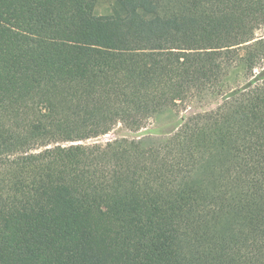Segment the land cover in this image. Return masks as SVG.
<instances>
[{"label": "trees", "instance_id": "1", "mask_svg": "<svg viewBox=\"0 0 264 264\" xmlns=\"http://www.w3.org/2000/svg\"><path fill=\"white\" fill-rule=\"evenodd\" d=\"M95 6L0 0V264H264V0Z\"/></svg>", "mask_w": 264, "mask_h": 264}, {"label": "rangeland", "instance_id": "2", "mask_svg": "<svg viewBox=\"0 0 264 264\" xmlns=\"http://www.w3.org/2000/svg\"><path fill=\"white\" fill-rule=\"evenodd\" d=\"M95 2H96L95 11H96L97 14H109L112 11V9H113L114 0H95ZM263 34H264V27H262L261 29L256 31V35H260L261 36ZM211 102H213V101H211ZM208 103H210V102H208ZM205 104H207V103H205ZM205 104H203V105H205ZM203 105H201V106H203ZM190 107H199V106H188L187 109L190 108ZM179 115L180 116L184 115V111L183 110L180 111ZM177 117H178L177 114H174V115H171V116L168 113L159 114L157 117L151 119L149 121L148 125L146 127H143L142 129L149 128V127H155V126L161 125V124H163L164 122H167V121H173ZM127 132H129V130L123 128V126H121V125H117L114 129H112L110 132H108L105 135H102V136H99V137H96V138L86 139V140L79 141V142L80 143L81 142H83V143H91V142L97 141V142L104 143L105 141L111 140V139L116 138V137H129V138H132V137H130L128 135L127 136L125 135Z\"/></svg>", "mask_w": 264, "mask_h": 264}, {"label": "water", "instance_id": "3", "mask_svg": "<svg viewBox=\"0 0 264 264\" xmlns=\"http://www.w3.org/2000/svg\"><path fill=\"white\" fill-rule=\"evenodd\" d=\"M221 101V99L215 100L213 102L207 103L203 106H199V107H190L187 110L184 111V114H190L192 112H200V111H207L211 108H213L215 105H217L219 102ZM151 129L150 128H145V129H139L138 131H129L127 132L125 135L130 136L132 138H141L144 135H147L149 133H151Z\"/></svg>", "mask_w": 264, "mask_h": 264}]
</instances>
